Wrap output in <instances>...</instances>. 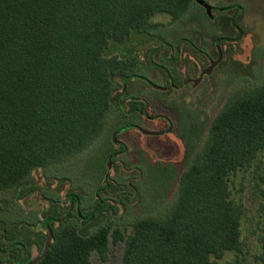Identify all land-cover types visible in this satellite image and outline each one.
I'll return each instance as SVG.
<instances>
[{
    "label": "trees",
    "instance_id": "1",
    "mask_svg": "<svg viewBox=\"0 0 264 264\" xmlns=\"http://www.w3.org/2000/svg\"><path fill=\"white\" fill-rule=\"evenodd\" d=\"M192 5L201 7L194 0H0V192L14 189L22 205L36 189L35 170L78 157L103 135L116 109L123 119L125 108H136L125 104L122 89L137 79L140 62L136 55L107 54L110 43L155 29L156 15L178 21ZM232 19L236 34L216 36L217 43L240 42ZM197 123L190 119L180 130L182 169H165L169 186L177 179V192L161 216L134 221L127 236L112 228L131 197L127 173L140 175L142 168L122 161L126 174L106 175L109 158L117 173L108 149L101 184L90 197L73 190L44 194L50 206L38 220L36 211L33 220L0 216V264H29L42 252L48 229V250L35 264H89L92 252L106 260L110 237L124 243L120 264H217L212 258L242 253L244 205L231 197L229 177L253 167L264 150V82L227 97L200 145L204 127ZM127 129L132 126L119 133ZM140 151L138 159L149 165ZM259 169L253 179L264 197ZM259 231L255 261L264 264V221ZM33 247L39 252L32 258Z\"/></svg>",
    "mask_w": 264,
    "mask_h": 264
},
{
    "label": "rangeland",
    "instance_id": "2",
    "mask_svg": "<svg viewBox=\"0 0 264 264\" xmlns=\"http://www.w3.org/2000/svg\"><path fill=\"white\" fill-rule=\"evenodd\" d=\"M203 1L213 8L212 20L206 18L202 7L195 5L175 22L167 15H156L151 19V22L156 24L155 29L144 34L132 35L120 45L110 43L107 50V54L118 57L136 55L140 62L138 74L160 86L164 84L160 66L172 70L176 73L175 76L180 74L184 78L195 79L210 65V60L217 58L218 44L221 52L219 64L213 69L210 77H203L195 87L185 86L169 93H159L136 80L125 85V90L129 89V93H132L133 87H140L143 99L148 105L149 116L159 118L151 122L145 121L142 128L149 131L165 130L166 123L162 120L165 117L171 122L170 129L162 132L164 134L159 137H146L137 131L127 129L117 137L121 130L130 127L131 122L121 119V114L117 115L116 109L103 135L85 152L61 165L45 170L38 169L32 173L30 181L35 183L36 189L21 201L22 205L14 198V189L1 191L0 216L6 214L8 219L15 220L18 218L23 220L25 216L32 219L33 211H36L38 220L41 218L40 213L50 206L49 197L46 195L59 194L63 197L66 192L73 190L82 192L85 198L90 197L95 185L101 184L105 157L108 149H112L111 134H115L118 140L127 144V154L124 158L114 159L117 173L111 164V176L127 173L122 171L120 165L122 161L130 162L133 167L138 165L142 168L140 175L137 171H128L127 174L133 181V189L128 190L131 197L127 207L124 210L119 209V217L112 223V228L120 229L127 236L132 231L131 224L134 221L159 217L165 212L164 209L169 208L168 205L176 196L177 179L172 180L169 186L170 171L165 169L170 164L177 166L178 170L182 169L185 145L181 140L180 130L182 132L185 128V122L196 119L197 124L204 127L199 145L202 144L211 120L227 97L241 88L264 82V0ZM195 17L197 22L192 19ZM229 17L233 18L231 25L242 32L241 40L217 43L216 36L236 34L228 25ZM195 32L202 35V41L194 38L192 33ZM190 43L198 47L201 53L191 50L188 46ZM166 45H171L170 49ZM174 49L179 51L175 52ZM138 150L145 152L149 165H142L143 162L138 158L143 152ZM257 166L264 172V150L259 154L253 167L237 171L229 177L231 197L244 205L241 220L242 253L228 251L220 259L212 258L217 264H258L255 256L260 252L258 236L259 226L264 221V197L255 187L253 179L255 175L253 170ZM260 188L264 189V184H261ZM5 202L8 203L7 206H4ZM123 249V242H113L110 237L107 259L101 260L98 253L92 252L89 264H120ZM38 252V249L33 247L31 257L38 255Z\"/></svg>",
    "mask_w": 264,
    "mask_h": 264
},
{
    "label": "flooded vegetation",
    "instance_id": "3",
    "mask_svg": "<svg viewBox=\"0 0 264 264\" xmlns=\"http://www.w3.org/2000/svg\"><path fill=\"white\" fill-rule=\"evenodd\" d=\"M215 9L219 10L220 8L219 9L215 8ZM196 35L199 38L198 40L202 41V35L200 33H198V32H196ZM188 46L190 47L191 50L197 51L198 53H201V50H199L198 47L192 45L191 43L188 44ZM166 47L167 48L169 47L168 49H170L171 45H166ZM173 51L176 52V51H179V50L178 49H176V50L174 49ZM205 56H207V55H205ZM173 59H174V56H173ZM213 61H214L213 59L210 60L209 64L212 63ZM159 69L162 70L160 72V74H161V79L163 80L164 84H162L160 86L156 85L151 80L147 79L146 77H144V76H142L140 74L137 75L136 81L142 82L147 88H149V89H151L153 91H156V92H159V93H169L171 91L182 89L185 86H189L191 88L192 87V82L196 81L199 78L200 73L203 71L202 70L199 73L197 78L192 79V78H184L180 74L175 76L176 73H173L172 70L167 69V68H165L163 66H160ZM205 76H207V75H203L198 82H200L203 79V77H205ZM157 78L160 79L159 77H157ZM130 82H135V80L132 79L128 83H130ZM149 82L152 85H155V86H157L159 88H168V90H160V89H156L154 87H151L149 85ZM128 83H127V85H128ZM123 98L125 100V104H127L128 101H133L136 104V108H132L131 112L128 111V109H127L128 107L125 108V110H127V111H125V113L123 114V120H130V122H131L130 125L132 126V130L137 131L141 135H144L146 137L147 136H150V137L151 136H157V137H159L162 132L170 129V123L171 122L168 119H166L165 117L162 118V120L166 123L165 130L149 131V130H145L144 128H142V126L144 125L145 121H148V122L155 121V120H157L158 117L157 116H152V117L149 116L148 111H147L148 110V105H147V102L143 99V95H142V91H141L140 87H138V86L137 87L136 86L133 87L132 93H129V89H126L125 92H124V97ZM143 132H145V133H143ZM147 133H151V134H154V135H148ZM119 134H117V137H118ZM117 137H115V138H116V141L118 143H116V144L113 143L112 144V153L111 154L114 155V158L122 157L123 155H125L127 153V144L125 142L121 141V140H118ZM69 208H70V210H72L73 209V204L70 203L69 204Z\"/></svg>",
    "mask_w": 264,
    "mask_h": 264
},
{
    "label": "water",
    "instance_id": "4",
    "mask_svg": "<svg viewBox=\"0 0 264 264\" xmlns=\"http://www.w3.org/2000/svg\"><path fill=\"white\" fill-rule=\"evenodd\" d=\"M194 2H195L197 5H199V6H201L202 8H204V10H205V14H206V16H207L208 19H210V20L213 19V15H212V10H213V8H212L211 6H209V5H208L207 3H205L203 0H194ZM216 49H217V58H216L212 63H210V65H209L206 69H204V70L200 73L199 78H198L196 81H193V82H192V86H193V87L198 83V81L201 79V77H202L203 75H207L208 77H210V74H211V72L213 71V69L219 64V62H220V60H221V52H220V50H219L218 44L216 45ZM149 85H150L151 87L156 88V89H160V90H168V88H159V87H157V86H155V85H152L150 82H149ZM124 92H125V85H123L122 94H123ZM143 133H145V132H143ZM147 134H148V135H154V134H151V133H147ZM162 134H163V133H161V135H162ZM111 139H112V142H113L114 144L117 143V141H116V139H115V134L112 135ZM111 164H112V163H111V158H109L108 161H107V174H106V175H108L109 171L111 170V166H112ZM50 240H51V231L48 229L47 238H46V241H45V244H44V247H43L42 252H41L36 258H34L29 264H35V263H37L38 261H40V260L44 257V255L46 254V252H47V250H48V247H49V244H50Z\"/></svg>",
    "mask_w": 264,
    "mask_h": 264
}]
</instances>
